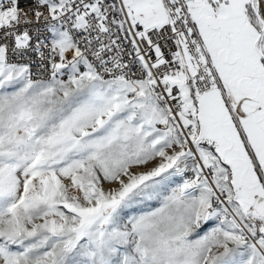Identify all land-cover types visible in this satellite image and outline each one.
Masks as SVG:
<instances>
[{
  "label": "snow or ice",
  "instance_id": "snow-or-ice-1",
  "mask_svg": "<svg viewBox=\"0 0 264 264\" xmlns=\"http://www.w3.org/2000/svg\"><path fill=\"white\" fill-rule=\"evenodd\" d=\"M0 264H264V0H0Z\"/></svg>",
  "mask_w": 264,
  "mask_h": 264
}]
</instances>
